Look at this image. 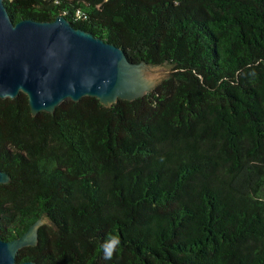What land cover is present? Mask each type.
Instances as JSON below:
<instances>
[{"label": "trees", "instance_id": "obj_1", "mask_svg": "<svg viewBox=\"0 0 264 264\" xmlns=\"http://www.w3.org/2000/svg\"><path fill=\"white\" fill-rule=\"evenodd\" d=\"M5 5L171 71L112 107L88 97L34 117L26 95L0 99V238L50 222L17 262L264 264V0Z\"/></svg>", "mask_w": 264, "mask_h": 264}, {"label": "water", "instance_id": "obj_2", "mask_svg": "<svg viewBox=\"0 0 264 264\" xmlns=\"http://www.w3.org/2000/svg\"><path fill=\"white\" fill-rule=\"evenodd\" d=\"M171 72L162 65L133 63L114 44L76 28L65 16L54 21L23 19L15 22L5 0H0V99L28 97L35 117L55 114L66 101L95 98L104 107L144 98ZM11 177L0 170V184ZM40 218L12 241L0 238V264L18 263L19 251L39 244Z\"/></svg>", "mask_w": 264, "mask_h": 264}, {"label": "clouds", "instance_id": "obj_3", "mask_svg": "<svg viewBox=\"0 0 264 264\" xmlns=\"http://www.w3.org/2000/svg\"><path fill=\"white\" fill-rule=\"evenodd\" d=\"M119 243V238L118 237H113L112 238V241H111V244H112V247L111 248H108L106 247L105 248V255H104V258L106 260H110L112 258V252L115 248V246Z\"/></svg>", "mask_w": 264, "mask_h": 264}, {"label": "rangeland", "instance_id": "obj_4", "mask_svg": "<svg viewBox=\"0 0 264 264\" xmlns=\"http://www.w3.org/2000/svg\"><path fill=\"white\" fill-rule=\"evenodd\" d=\"M163 68L169 70L167 67H163ZM169 71H170V70H169ZM170 72H171V71H170ZM161 83H162V82H161ZM161 83H160V84H161ZM160 84H158L157 87H158ZM157 87H156V88H157ZM156 88H155V89H156ZM155 89H154V90H155Z\"/></svg>", "mask_w": 264, "mask_h": 264}, {"label": "built area", "instance_id": "obj_5", "mask_svg": "<svg viewBox=\"0 0 264 264\" xmlns=\"http://www.w3.org/2000/svg\"><path fill=\"white\" fill-rule=\"evenodd\" d=\"M79 14L77 13L76 16H78Z\"/></svg>", "mask_w": 264, "mask_h": 264}]
</instances>
